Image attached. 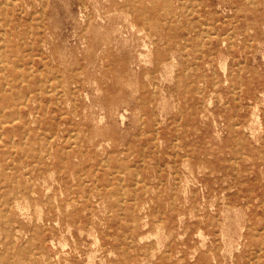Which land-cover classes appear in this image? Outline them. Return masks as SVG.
Returning a JSON list of instances; mask_svg holds the SVG:
<instances>
[{
  "label": "rangeland",
  "instance_id": "obj_1",
  "mask_svg": "<svg viewBox=\"0 0 264 264\" xmlns=\"http://www.w3.org/2000/svg\"><path fill=\"white\" fill-rule=\"evenodd\" d=\"M166 3L0 0V264H264V0Z\"/></svg>",
  "mask_w": 264,
  "mask_h": 264
},
{
  "label": "bare ground",
  "instance_id": "obj_2",
  "mask_svg": "<svg viewBox=\"0 0 264 264\" xmlns=\"http://www.w3.org/2000/svg\"><path fill=\"white\" fill-rule=\"evenodd\" d=\"M165 1H167L166 4H168V5L170 4V3H169V0H165ZM8 2H9V1H8ZM98 2H99V1H98ZM4 3H5V2H4ZM9 3H10V2H9ZM84 4H85V3H84ZM96 8H97V7H96ZM140 9H141V11L146 12V9H144L143 6H141ZM97 10H99V9H97ZM127 14H128V13H127ZM99 15H100V14H98V16H99ZM129 15H130V13H129ZM12 17H13V16H12ZM29 17H30V16H29ZM171 17H172V16H171ZM83 19H84V18H83ZM103 20H105V19L103 18ZM167 20H169V19H167ZM186 22H187V21H186ZM208 22H209V21H208ZM119 24H120V23H119ZM139 24H141V23H139ZM207 24H208V23H207ZM210 24H212V23H210ZM142 26H143V25H142ZM194 26H195V25H194ZM205 26H206V25H205ZM205 26H204V27H205ZM30 27H31V26H30ZM127 27H128V25H127ZM127 27H126V28H127ZM118 28H119V27H118ZM133 29H134V28H133ZM4 30H5V29H4ZM144 30H145V29H144ZM148 30H149V28H148ZM117 31H118V30H117ZM149 31H150V30H149ZM114 32H115V31H114ZM121 32H122V31H121ZM138 32H139V30H138ZM141 32H142V31H141ZM4 33H5V32H4ZM125 33H126V32H125ZM125 33H124V34H125ZM127 34H128V33H127ZM207 34H208V33H207ZM3 35H4V34H3ZM203 35H204V34H203ZM51 36H52V35H51ZM123 36H124V35H123ZM132 36H133V35H132ZM146 36H148V35H146ZM125 37H126V36H125ZM152 37H153V36H152ZM42 38H43V37H42ZM142 38H143V37H142ZM124 39H125V41H126V38H124ZM251 39H252V37H251ZM116 40H117V39H116ZM129 41H130V40H129ZM143 41H144V40H143ZM145 41H146V40H145ZM201 41H202V40H201ZM250 41H251V40H250ZM250 41H249V42H250ZM3 42H4V41H3ZM167 42H168V41H167ZM201 43H202V42H201ZM259 43H260V42H259ZM4 44H5V43H4ZM141 44L143 45V43H141ZM166 44H167V43H166ZM151 45H153V44H151ZM145 46H146V45H145ZM148 46H149V44H148ZM44 47H46V46H44ZM136 47H137V46H136ZM136 47H135V48H136ZM143 47H144V46H143ZM3 48H4V47H3ZM141 48H142V47H141ZM139 49H140V48H139ZM139 49H138V50H139ZM4 50H5V49H4ZM99 50H100V49H99ZM146 50H147V49H146ZM146 50H145V51H146ZM151 51H152V49H151ZM137 52H138V51H137ZM141 52H142V51H141ZM152 53H153V51H152ZM149 54H150V53H149ZM223 54H224V53H223ZM138 55H139V54H138ZM225 55H226V54H225ZM150 56H151V55H150ZM144 57H145V55H144ZM151 57H152V56H151ZM141 58H143V57H141ZM146 59H147V58H146ZM227 59H228V58H227ZM148 60H149V58H148ZM151 60H152V58H151ZM21 62H22V61H21ZM144 62H147V63H148V61H144ZM150 62H151V61H150ZM150 62H149V63H150ZM107 63H108V62H107ZM134 63H135V62H134ZM221 63H222V62H221ZM6 64L8 65V63H6ZM150 64H152V62H151ZM173 64H174V63H171L172 66H173ZM225 64H226V63H225ZM106 65H107V64H106ZM138 65H139V64H138ZM0 66L3 68V67L5 66V63H2V64L0 63ZM41 66H42V65H41ZM167 66H169V65H167ZM224 67H226V65H225ZM29 68H30V67H28L27 69H29ZM38 69H39V68H38ZM135 69H136V68H135ZM168 69H170V68H168ZM172 69H174V68L172 67ZM40 70H41V69H40ZM40 70H39V71H40ZM224 70H225V68H224ZM226 70H227V68H226ZM52 71H53V70H52ZM171 72H173V71L171 70ZM225 72H226V71H225ZM169 73H170V72H169ZM225 74H226V73H225ZM231 75H232V74H231ZM27 77H28V76H27ZM146 77H147V76H146ZM51 78H52V77H51ZM58 79H59V78H58ZM240 79H241V78H240ZM27 81H28V80H27ZM172 81H173V80H172ZM95 82H96V80H95ZM226 82H227V80H226ZM6 84H7V83H6ZM41 85H43V84H41ZM49 87H50V86H49ZM81 87H82V86H81ZM239 87H241V86H239ZM96 89H97V92H98V88H96ZM8 90H9V89H8ZM10 91H11V89H10ZM48 92H50V90H49ZM29 93H30V92H29ZM39 93H40V90H39ZM54 93H55V92H54ZM58 94H59V92H58ZM58 94H57V95H58ZM73 94H74V93H73ZM85 94H86V93H85ZM87 94H88V93H87ZM87 94H86V95H87ZM53 95H54V94H53ZM163 95H164V94H163ZM87 97L89 98V96H87ZM166 98H167V97H166ZM234 98H235V97H234ZM26 99H27V98H26ZM163 99H165V98H163ZM73 100H74V99H73ZM166 100H167V99H166ZM163 101H164V100H163ZM34 103H35V102H34ZM55 105H56V104H55ZM47 107H48V106H47ZM254 107H255V106H254ZM256 107H257V106H256ZM257 108H258V107H257ZM257 108H256V109H257ZM126 110H127V108H126ZM116 111H117V110H116ZM258 111H259V110H258ZM36 112H37V111H36ZM255 113H256V112H255ZM123 114H124V112H123ZM31 115H32V114H31ZM59 115H60V114H59ZM121 115H122V113H121ZM124 115H125V114H124ZM255 115H256V114H255ZM255 115H254V116H255ZM259 115H260V114H259ZM101 116H102V115H101ZM103 116H104V115H103ZM122 117H123V116H122ZM125 117H126V116H125ZM101 118H102V117H101ZM101 118H99V119H100V121L102 122ZM103 118H104V117H103ZM257 118H259V117H258V114H257ZM122 119H123V118H122ZM122 119H121V121H122ZM259 119H260V118H259ZM256 120H257V119H256ZM260 122H261V121H260ZM260 122H259V123H260ZM33 123H34V121H33ZM121 123H122V122H121ZM123 123H124V122H123ZM254 123H255V122H254ZM259 123H258V124H259ZM142 124H143V123H142ZM156 124H157V123H156ZM260 124H262V123H260ZM260 126H261V125H260ZM260 128H261V127H260ZM260 128H259V129H260ZM257 129H258V128H257ZM28 130H29V129H28ZM48 130H49V129H48ZM71 131H73V130H71ZM51 133H52V132H51ZM14 134H15V133H14ZM52 134H53V133H52ZM52 134H51V135H52ZM157 134H158V132H157ZM254 134H255V133H253V135H254ZM3 136H4V135H3ZM52 136H53V135H52ZM52 136H50V138H51ZM0 137H1V135H0ZM48 137H49V136H48ZM71 137H72V135H71ZM13 138H14V135H13ZM24 138H25V137H24ZM12 140H13V139H12ZM176 140H177V139H176ZM2 141H4V140L2 139ZM74 141H75V140H74ZM4 142H5V141H4ZM72 142H73V141H72ZM106 142H107V141H106ZM73 143H75V142H73ZM73 143H72V144H73ZM107 143L109 144V142H107ZM10 146H11V145H10ZM15 146H16V145H15ZM15 148H16V147H15ZM14 152H15V151H14ZM49 154H50V153H49ZM185 155H186V154H185ZM183 156H184V155H183ZM185 162H187V161H185ZM236 162H237V161H236ZM32 163H33V162H32ZM32 163H30V164H32ZM183 163H184V162H183ZM98 164H99V163H98ZM182 165H183V164H182ZM187 165H188V164H187ZM183 166H185V165H183ZM25 167H26V166H25ZM25 167H24V168H25ZM186 169H188V168H186ZM189 170H190V168H189ZM234 170H235V169H234ZM192 171H193V170H192ZM138 172H139V171H138ZM174 172H176V171H174ZM28 173H29V172H28ZM170 174H171V172H170ZM185 174H186V173H185ZM137 175H138V174H137ZM49 176H50V175H49ZM123 176H124V175H123ZM186 177H187V176H186ZM50 178H52V177L50 176ZM45 180H46V179H45ZM95 181H96V180H95ZM12 182H13V181H12ZM179 182H180V181H179ZM186 182H187V181H186ZM71 185H73V184H71ZM50 186H51V185H50ZM50 186H49V187H50ZM145 186H146V184H145ZM123 188H124V187H123ZM123 188H122V189H123ZM250 188H251V187H250ZM51 189H52V188H51ZM48 190H49V188H48ZM182 191H183V190H182ZM61 192H62V191H61ZM187 192H188V191H187ZM11 193H12V192H11ZM33 193H34V192H33ZM122 193H123V192H122ZM144 193H145V192H144ZM62 194H63V192H62ZM93 195H94V194H93ZM99 195H100V194H99ZM76 197H77V196H76ZM71 198H72V197H71ZM113 198H114V197H113ZM17 199H19V198H17ZM98 199H99V198H98ZM3 200H4V199H3ZM15 200H16V199H15ZM26 200H28V198H26ZM77 200H78V199H77ZM17 201H18V200H17ZM20 201H21V200H20ZM79 201H81V200L79 199ZM28 202H29V201H28ZM69 202H70V201H69ZM249 202H250V201H249ZM227 203H228V202H227ZM70 204H71V203H70ZM144 206H145V205H144ZM39 207H40V206H39ZM58 208H59V207H58ZM22 209H23V208H22ZM35 209L37 210V207H36V206H35ZM38 209H39V208H38ZM234 209L236 210V207H235ZM237 210H239V209H237ZM38 211H39V210H38ZM40 211H41V210H40ZM36 212H37V211H36ZM193 212H194V211H193ZM41 214H43V213L41 212ZM39 216H40V215H39ZM42 216H43V215H42ZM180 216H182V215H180ZM183 216H184V215H183ZM194 216H195V215H194ZM181 218H182V217H180V219H181ZM40 219H41V217H40ZM42 220H43V219H42ZM237 221H238V220H237ZM57 222H58V221H57ZM57 222H56V223H57ZM89 223H90V222H89ZM88 225H89V224H88ZM244 227H245V225H244ZM244 227H243V229H244ZM47 229H48V228H47ZM158 230H160L159 227H158ZM164 230H165V229H164ZM67 231H68V230H67ZM201 232H202V231H201ZM201 232H200V233H201ZM64 233H65V231H64ZM158 233H159V231H158ZM158 233H155V234H158ZM225 234H226V233H225ZM147 235H148V234H147ZM152 235H154V234H151V236H152ZM159 235H160V234H159ZM165 235H166V234H165ZM202 235H203V233H202ZM144 236H146V235H144ZM200 236H201V235H200ZM203 236H204V235H203ZM222 236H223V235H222ZM140 237H141V236H140ZM147 237H148V236H147ZM159 237H160V236H159ZM165 237H166V236H165ZM223 237H224V236H223ZM241 237H242V236H241ZM126 238H127V237H126ZM149 238H150V236H149ZM149 238H148V239H149ZM161 238H162V237H161ZM161 238H160V239H161ZM202 238H203V237H202ZM143 239H144V237H142V240H143ZM225 239H226V238H225ZM53 240H54V239H53ZM59 240H60V239H59ZM158 240H159V239H158ZM202 240L206 241L205 239H202ZM223 240H224V239H223ZM230 240H231V239H230ZM230 240H229V241H230ZM54 241H55V240H54ZM54 241H53V242H54ZM66 241H67V240H66ZM63 242H64V241H63ZM160 242H161V241H160ZM224 242H225V240H224ZM230 242H231V241H230ZM235 242H236V241H235ZM202 243H203V242H202ZM62 244H63V243H62ZM66 244H68V243H65V245H66ZM205 244H206V243H205ZM69 245H70V244H69ZM157 245H158V244H157ZM160 245H161V244H160ZM160 245H159V246H160ZM163 245H164V243H163ZM202 245H203V244H202ZM231 245H233V244H231ZM61 246H64V244L61 245ZM66 246H67V245H66ZM239 246H240V245H239ZM227 247H228V246H227ZM260 247H261V246H260ZM153 248H154V247H153ZM160 248H161V247H160ZM154 249H155V248H154ZM157 249H158V248H157ZM227 249H228V248H227ZM237 249H238V247H237ZM111 250H112V249H111ZM232 250H233V249H232ZM238 250H239V249H238ZM47 251H48V250H47ZM113 251H114V250H113ZM166 251H167V250H166ZM208 251H209V250H208ZM226 251H227V250H226ZM229 251H231V250H229ZM229 251H228V252H229ZM93 252H94V250H93ZM95 252H96V251H95ZM95 252H94V253H95ZM98 252H99V251H98ZM110 252H111V251H110ZM257 252H258V251H257ZM154 253H155V252H154ZM154 253H153V254H154ZM193 253H194V252H193ZM89 254H92V252L89 253ZM206 254H207V252H204V253H203V255H205V256H206ZM94 255H95V254H94ZM231 255H233L232 252H231ZM50 256H51V255H50ZM91 256H92V255H91ZM96 256H97V255H96ZM153 256H154V255H153ZM205 256H204V257H205ZM93 257H94V256H93ZM162 257H163V258H162V259H163V263H165L167 260H170L169 258H171V257H169V255L166 254V253H164V254L162 255ZM232 257H233V256H232ZM232 257H231V258H232ZM100 258H101V257H100ZM88 259H89V255H88ZM95 259H96V257H95ZM1 260H2V258H0V261H1ZM87 261H88V260H87ZM90 261H92V260H89V262H90ZM232 261H233V260H232ZM89 262H88V263H89ZM249 262H250V261H249ZM91 263H92V262H91ZM233 263H234V262H233ZM102 264H103V263H102ZM142 264H143V263H142ZM144 264H145V263H144Z\"/></svg>",
  "mask_w": 264,
  "mask_h": 264
}]
</instances>
